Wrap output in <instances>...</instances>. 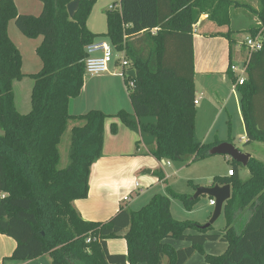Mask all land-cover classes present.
<instances>
[{"label": "trees", "instance_id": "1", "mask_svg": "<svg viewBox=\"0 0 264 264\" xmlns=\"http://www.w3.org/2000/svg\"><path fill=\"white\" fill-rule=\"evenodd\" d=\"M37 1L42 10L31 16L19 14L13 0H0V235L15 242L9 259L28 262L47 255L51 264H185L198 253L206 264H264V164L253 157L245 167L231 160L232 176L212 179L211 186H230L221 235L209 234L212 226L174 220L170 197L187 210L199 197L170 190L154 195L138 211L119 210L105 223L83 220L73 206L88 196L91 167L101 157L109 118L151 135L156 160L205 159L221 143L203 144L195 138L193 29L202 15L218 27L230 26L233 1L119 0V9L106 12L105 34H93L86 26L97 0H80L72 18L66 6L75 0ZM252 10L262 27L242 32L255 36L261 31L262 48L252 53L246 80L236 86L246 144L264 143V115L258 109V99L264 96V0ZM9 20L26 38H42L35 49L41 70L29 75L33 86L27 114H20L14 102L13 83L25 75L21 55L7 33ZM232 33L221 36L230 44ZM103 37L113 51L124 53L128 71H135L134 79L127 73L123 79L133 116L124 110L113 115L68 112L70 100L84 85L85 48ZM170 48L175 60H169ZM69 122H74L69 164L60 169L58 145ZM110 132L117 133L116 124L110 125ZM241 168L249 173L246 180L239 177ZM156 175L166 183L162 171ZM243 211L248 215L237 231ZM188 230L197 234L188 235ZM123 232L126 255L110 254L106 242ZM167 240L189 246L176 250ZM207 241L223 242L227 248L221 255L206 254Z\"/></svg>", "mask_w": 264, "mask_h": 264}, {"label": "rangeland", "instance_id": "2", "mask_svg": "<svg viewBox=\"0 0 264 264\" xmlns=\"http://www.w3.org/2000/svg\"><path fill=\"white\" fill-rule=\"evenodd\" d=\"M233 6L230 9L231 15V24L230 26H223L218 27L215 26L218 31L228 32L229 30L233 33L231 34V40L236 42V47L234 41L230 43L232 56L234 54V49L240 50L243 45L244 41L249 34L245 31L249 26H259L262 27L261 23L258 22L255 14L253 13V8L258 7V0H232ZM16 7V10L19 14L22 15H31V16H38L42 10V5L37 0H14L13 1ZM97 2V1H96ZM119 3H117L118 5ZM100 26L103 25V21L100 20ZM7 33L10 40L14 43L17 47L21 59H22V68L21 71L25 75L21 81L14 82L13 85V93L15 98V105L20 114H27L30 109V95L31 89L33 86V80L30 78L29 75L36 74L41 70V61L36 55L35 49L40 45L42 38H34L28 39L26 38L15 26L13 20H9L7 25ZM107 43L110 44L109 40L105 37L99 38ZM227 40V39H225ZM228 40L227 43L222 42L219 38L215 40L211 45L209 44L208 47L205 46V42H201L196 44L195 51H196V59L199 61V66H201L205 60L206 56L210 55L213 57L214 62L218 60L222 51H225L224 56L226 57V62L228 63L229 57V46ZM244 49V48H243ZM242 49V51H243ZM245 50V49H244ZM241 51V50H240ZM115 57H120L121 52L113 51ZM169 60L176 59L175 50L170 48L169 51ZM173 60V61H174ZM186 60V58H185ZM183 62V60H181ZM186 62V61H185ZM184 62V63H185ZM170 64V63H169ZM217 63H215L216 66ZM237 66L241 65L240 63L236 64ZM201 68L199 67V70ZM119 71V68L116 69ZM111 72V70L109 71ZM198 72V69H197ZM116 75V74H114ZM118 76V75H117ZM92 77L95 76H84V83H90ZM197 76V86H199ZM98 79V78H97ZM218 82V81H217ZM230 82H226V85L219 84V88L217 91L219 94V98L222 99V104L217 103V101H208L207 98L200 101L198 108L199 115L195 122V138L203 143L209 144L218 140L220 142H229L235 148H237L240 152L244 154H248L259 160L264 164V143L261 142H251L246 144L244 140L246 139V134L244 131V125L242 122L240 105H239V95H229L230 92ZM125 89L127 91V87L125 85ZM76 99V98H75ZM74 100V99H72ZM108 99L106 98L105 94L103 93H92L87 91L78 98L75 102L72 103L74 105L71 106L70 114H85L90 110H100L104 112L114 113L117 112L112 107H109L107 103ZM130 102V101H129ZM128 100L125 101L124 108H128L129 112H132L131 104ZM258 109L261 115H264V96L259 97L258 99ZM211 104V105H210ZM75 107V108H74ZM102 107V109H101ZM222 107H225L224 109ZM74 108V109H73ZM108 110V111H107ZM115 110V111H114ZM133 113V112H132ZM148 121L152 122V119H147ZM214 121V123H212ZM74 126V122H69L65 133L62 135L60 143L58 145L59 150V164L58 168L63 169L69 164V147H70V136H71V129ZM110 131V129H109ZM111 133V132H110ZM2 131L0 130V135ZM112 134V133H111ZM149 135V134H148ZM154 139V138H153ZM151 147L145 145L142 150L136 152V149L133 150L132 155L138 153L136 157L147 159L143 160L145 162L146 167L141 169L139 172L131 175L130 182L134 184V182H138L140 185L143 184L142 177H150L151 179L155 180L156 184L154 185H147L148 189H145L146 197L138 201L135 199L134 194L131 192H127V198H130V205L128 210L130 211H138L144 205H146L150 199L157 194L161 195H168V190L171 193L176 195H185L189 197H193L195 193L194 186L198 187H207L211 185L212 179L214 176H227L228 170L231 168V159L227 156L221 155H213L209 156L205 159L193 158L188 157L183 160H156L151 155ZM131 158V157H129ZM154 158L155 160H153ZM152 163V170L153 173L150 175H145L144 171H149L148 169V161ZM133 159L128 160H117L114 161L117 165L121 164L125 166L126 171H132V162ZM162 171L165 175L166 183L158 184L160 180L157 178L156 173ZM241 178L246 180L249 177V173L246 169H240ZM141 177V178H140ZM197 187V188H198ZM196 188V189H197ZM210 198L208 196L202 195L199 199L194 203L190 210H187L183 203L175 198L170 197V213L174 220L185 222H193L198 224L199 226H204L208 223L214 207L209 205ZM242 216L240 221L236 223L235 228L237 231H240L246 217L248 215V211H243L241 213ZM211 233H221L222 229L225 227V219L224 216L220 215V217L211 225ZM198 254V253H196ZM200 255V254H199ZM11 260V259H9ZM14 261V260H12ZM18 262V261H17ZM19 263H27V262H19ZM30 264H51L47 255L37 258L34 262Z\"/></svg>", "mask_w": 264, "mask_h": 264}, {"label": "crops", "instance_id": "3", "mask_svg": "<svg viewBox=\"0 0 264 264\" xmlns=\"http://www.w3.org/2000/svg\"><path fill=\"white\" fill-rule=\"evenodd\" d=\"M14 1V0H13ZM119 3V0H97L94 4L90 15L87 19L86 26L87 29L93 34H105L107 30L106 26V12L110 10V7H113ZM119 5V4H118ZM257 10L258 7L253 8ZM100 20L103 21V25L100 26ZM213 23L207 20V15H202L198 23L194 26L193 29V65H194V87H195V100H197L196 106H199L200 101L207 98L209 101H217L221 103L223 101L219 98L217 91L219 84L226 85V82H230V92L229 95H235L239 93L236 88V74L228 70L230 65H235L240 63L245 56V50L242 48L240 50L234 49V54L232 56L231 45L229 44V57L228 63L226 62V57L221 53L218 60L214 62L213 57L210 55L206 56L205 62L199 66V61L196 59V44L205 42V46L208 47L215 42L216 39L226 42L223 31H218ZM100 40V39H97ZM234 41V40H232ZM235 47H236V42ZM215 63L216 66H215ZM199 67L201 68L199 70ZM118 63L110 66L109 71L101 75L92 77L90 83H84L83 88L79 96L70 100L68 105V112L70 114L71 106L78 98L83 96V94L89 89L90 92L94 93H103L108 99L107 103L109 107H112L117 112L123 110L124 103L126 100L129 102L128 92L125 89L124 81L121 77L114 75V70L118 69ZM198 69V72H197ZM197 76L199 86H197ZM98 78V79H97ZM218 81V82H217ZM14 85V83H13ZM220 89V88H219ZM240 97V96H239ZM15 102V98H14ZM130 103V102H129ZM211 105V104H210ZM16 107V105H15ZM75 108V107H74ZM73 108V109H74ZM223 109L225 107H222ZM17 109V108H16ZM102 109V107H101ZM127 113L133 116V111L129 112L128 108H124ZM196 108V119L199 115V112ZM114 110V111H115ZM108 111V110H107ZM107 115H113L117 112L110 113L104 112ZM74 115V114H73ZM79 115V114H75ZM214 123V121L212 122ZM111 124L117 125V133L111 134L109 129ZM198 141V140H197ZM246 139L244 140V142ZM225 142V141H223ZM229 143V142H228ZM145 145H149L151 150L155 147L154 139L151 135L141 134L139 131L130 130L126 128L121 122L115 118H109L104 123V137H103V148L101 157L93 164L91 167L90 177H89V192L88 196L85 199L74 201L73 206L75 210L80 214L81 218L85 221L91 222H102L105 223L109 221L115 214L121 209H128L131 201L130 198L124 201V198H127V192L135 193L134 197L138 201L144 199L148 193L147 185L156 184L155 180L150 177H142L143 184L140 185L138 182L132 184L130 179L133 178L131 175L139 172L141 169H144L145 162L139 157H136L138 153L132 155L134 149L136 152L145 148ZM150 150V151H151ZM131 157V158H129ZM250 157L251 154H250ZM133 159L132 162V171L127 172L125 166L119 164L117 165L114 161L117 160H128ZM155 160L154 158H152ZM149 172L144 171L145 175H150L153 173V166L151 161H148ZM131 177V178H129ZM239 177L241 178L240 170ZM141 178V177H140ZM243 180V178H241ZM155 182V183H154ZM154 183V184H152ZM163 183V182H162ZM161 184V181L158 183ZM210 186V185H209ZM145 189H148L145 193ZM188 235L197 234L193 230L186 231ZM209 234H218L221 233H211ZM124 232L121 233L120 237L117 239L108 240L106 242L107 250L110 254H124L126 255V244L125 240L122 238ZM166 243H169L173 246L174 249H181L189 246L187 242H177L173 240H167ZM15 248V242L8 237L0 235V264H30L32 261L27 263H19L17 261L9 260V257L12 254V251ZM227 248V245L219 241H207L203 245V250L206 254L209 255H221ZM36 260V259H35ZM143 264V263H140ZM185 264H206L203 257L199 254H194Z\"/></svg>", "mask_w": 264, "mask_h": 264}, {"label": "built area", "instance_id": "4", "mask_svg": "<svg viewBox=\"0 0 264 264\" xmlns=\"http://www.w3.org/2000/svg\"><path fill=\"white\" fill-rule=\"evenodd\" d=\"M119 5L110 7V10L119 9ZM245 56L241 61V65H230V70L236 74V86H240L246 80V68L252 53H256L262 48V35L259 31L255 36H247L244 41ZM86 59L84 61V72L88 76H97L109 72L110 66L118 63L119 71L114 70V74L124 79L129 63L124 58V53L120 57H115L111 45L103 40H95L85 48ZM128 87L132 88L133 83L129 82ZM197 104V100L194 101ZM227 176H232V171L229 169ZM128 198H124V201ZM209 205L214 207V201L210 200ZM89 240H87L88 242Z\"/></svg>", "mask_w": 264, "mask_h": 264}, {"label": "water", "instance_id": "5", "mask_svg": "<svg viewBox=\"0 0 264 264\" xmlns=\"http://www.w3.org/2000/svg\"><path fill=\"white\" fill-rule=\"evenodd\" d=\"M79 1L80 0H75L66 6V10L70 18L73 17L78 7ZM127 74L131 79L135 78L134 70H129ZM208 154L210 156L221 155L230 157L232 161L239 163L243 167L247 165L250 158V155L240 152L237 148H235L231 143L228 142L219 143L218 145L211 148ZM202 195L208 196L209 198H211V200L214 201V209L212 215L208 223L202 226V228H208L220 217L225 202L230 199V186H219L216 184L213 186L210 185L207 187H198L195 190V193L192 198L195 199Z\"/></svg>", "mask_w": 264, "mask_h": 264}]
</instances>
